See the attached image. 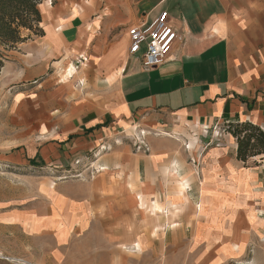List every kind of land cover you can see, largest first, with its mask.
I'll list each match as a JSON object with an SVG mask.
<instances>
[{"label": "crops", "instance_id": "1", "mask_svg": "<svg viewBox=\"0 0 264 264\" xmlns=\"http://www.w3.org/2000/svg\"><path fill=\"white\" fill-rule=\"evenodd\" d=\"M39 9L44 35L19 43L3 66L11 96L0 106V159L49 166L106 146L98 158L105 170L86 200L72 197V216L93 211L103 197L97 189L138 183L155 199V167L175 169L177 161L178 169H192L183 151L156 148L161 139H152L150 154L135 153L125 135L135 118L264 128V0H43ZM163 11L182 38L162 64L145 69L129 53L127 30ZM76 58L71 78L66 64ZM225 135L230 147L209 148L203 169L221 171L214 174L221 181L264 169L261 157L238 160L236 139ZM177 190L167 189L169 200Z\"/></svg>", "mask_w": 264, "mask_h": 264}, {"label": "rangeland", "instance_id": "2", "mask_svg": "<svg viewBox=\"0 0 264 264\" xmlns=\"http://www.w3.org/2000/svg\"><path fill=\"white\" fill-rule=\"evenodd\" d=\"M17 47H0L4 65ZM78 65L76 58L65 73L73 78ZM2 75L3 67L5 107L11 89ZM141 121L135 118L125 134L135 153L150 154L152 139H161L156 148L183 151L181 161L192 168L178 169L177 161L175 169L155 167V199L138 183L128 191L97 189L103 197L93 211L72 216V197L86 200L105 170L98 164L104 145L49 166L0 159V264H264V169H240L249 177L235 181L203 169L209 148L230 147L222 123L173 116H161L156 125ZM174 185L180 190L169 200Z\"/></svg>", "mask_w": 264, "mask_h": 264}, {"label": "trees", "instance_id": "3", "mask_svg": "<svg viewBox=\"0 0 264 264\" xmlns=\"http://www.w3.org/2000/svg\"><path fill=\"white\" fill-rule=\"evenodd\" d=\"M43 0H0V47L15 48L31 36L44 35L39 5ZM26 33H28L26 35ZM4 57L0 51V70ZM238 144L237 159L247 163L252 157L264 160V128L250 121L224 124Z\"/></svg>", "mask_w": 264, "mask_h": 264}, {"label": "built area", "instance_id": "4", "mask_svg": "<svg viewBox=\"0 0 264 264\" xmlns=\"http://www.w3.org/2000/svg\"><path fill=\"white\" fill-rule=\"evenodd\" d=\"M168 18V13L163 11L151 23L128 27L129 53L137 55L142 52L141 62L145 69L162 64L182 38Z\"/></svg>", "mask_w": 264, "mask_h": 264}, {"label": "clouds", "instance_id": "5", "mask_svg": "<svg viewBox=\"0 0 264 264\" xmlns=\"http://www.w3.org/2000/svg\"><path fill=\"white\" fill-rule=\"evenodd\" d=\"M175 166V165H174Z\"/></svg>", "mask_w": 264, "mask_h": 264}]
</instances>
